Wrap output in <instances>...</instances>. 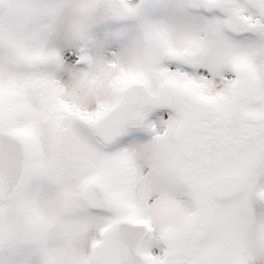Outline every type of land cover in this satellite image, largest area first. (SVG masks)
<instances>
[{
	"label": "snow or ice",
	"instance_id": "snow-or-ice-1",
	"mask_svg": "<svg viewBox=\"0 0 264 264\" xmlns=\"http://www.w3.org/2000/svg\"><path fill=\"white\" fill-rule=\"evenodd\" d=\"M0 264H264V0H0Z\"/></svg>",
	"mask_w": 264,
	"mask_h": 264
}]
</instances>
